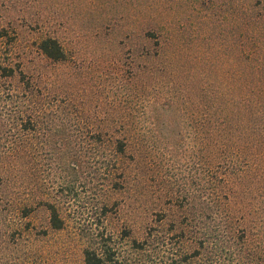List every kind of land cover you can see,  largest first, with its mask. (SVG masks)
Listing matches in <instances>:
<instances>
[{
    "label": "rangeland",
    "instance_id": "obj_1",
    "mask_svg": "<svg viewBox=\"0 0 264 264\" xmlns=\"http://www.w3.org/2000/svg\"><path fill=\"white\" fill-rule=\"evenodd\" d=\"M0 62L15 68L0 76V264H87L102 235L129 247L213 214L201 180L224 189L227 164L200 136L198 95L251 91L264 0H0Z\"/></svg>",
    "mask_w": 264,
    "mask_h": 264
},
{
    "label": "trees",
    "instance_id": "obj_2",
    "mask_svg": "<svg viewBox=\"0 0 264 264\" xmlns=\"http://www.w3.org/2000/svg\"><path fill=\"white\" fill-rule=\"evenodd\" d=\"M40 49L52 60L65 58L57 38L47 37ZM246 69L245 89L250 92L198 95L200 136L213 139L217 160L224 158L222 164H227L217 166L224 189L209 191L201 180V199L213 214L204 219L202 211L187 210L185 221L174 220L165 228L152 225L143 238H132L129 247L102 235L85 249L87 264H264V62ZM14 73L13 66L0 62V76ZM127 144L122 139L117 147L122 152ZM242 155L245 161L237 162ZM50 206L51 223L61 228L60 213ZM194 214L200 223L193 221Z\"/></svg>",
    "mask_w": 264,
    "mask_h": 264
}]
</instances>
